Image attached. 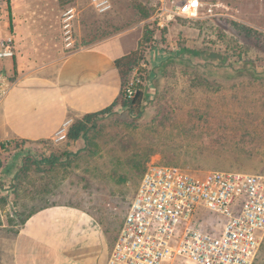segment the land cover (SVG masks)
<instances>
[{
    "label": "rangeland",
    "instance_id": "rangeland-1",
    "mask_svg": "<svg viewBox=\"0 0 264 264\" xmlns=\"http://www.w3.org/2000/svg\"><path fill=\"white\" fill-rule=\"evenodd\" d=\"M12 1L16 17L11 16V0H0V39L11 30L15 41L22 34L15 58L36 42L31 32L37 33L25 65L62 58L118 34L132 49L138 35L152 34L127 80L136 76L147 86L140 118L118 101L86 123L88 141L68 139L70 127L83 119L71 115L62 141L3 143L5 160H15L12 177L0 183V258L9 256L13 234L29 214L55 204L94 215L113 242L141 169L152 162L198 173L264 174V0H201L196 18H178L163 28L152 20L158 0H110L111 10L104 14L94 10L91 0ZM135 3L142 5L145 18ZM30 7L28 19L23 15ZM69 7L77 11L73 50L65 49L61 31ZM13 58L0 60V97L15 79V69L3 64ZM243 62L249 68L245 73L239 70ZM253 264H264V238Z\"/></svg>",
    "mask_w": 264,
    "mask_h": 264
},
{
    "label": "built area",
    "instance_id": "built-area-1",
    "mask_svg": "<svg viewBox=\"0 0 264 264\" xmlns=\"http://www.w3.org/2000/svg\"><path fill=\"white\" fill-rule=\"evenodd\" d=\"M2 6L0 2V15ZM91 6L104 14L112 4L91 0ZM200 8L201 0H158L152 20L168 27L178 18H196ZM76 16L75 7L62 14L66 50L74 49ZM14 54L13 36L0 39V60ZM138 83L136 76L127 82L128 98ZM67 123L52 139L66 138ZM263 238L264 174L198 173L152 162L139 180L106 264H253Z\"/></svg>",
    "mask_w": 264,
    "mask_h": 264
},
{
    "label": "crops",
    "instance_id": "crops-1",
    "mask_svg": "<svg viewBox=\"0 0 264 264\" xmlns=\"http://www.w3.org/2000/svg\"><path fill=\"white\" fill-rule=\"evenodd\" d=\"M10 7L11 16L16 17L12 0ZM27 9L23 16L29 19L31 7ZM36 34L31 32L36 41L33 45L21 48L13 60L3 61L7 70L14 68L16 73L0 103L2 144L11 139L27 143L50 140L71 115L96 114L114 106L122 87L115 61L136 50L141 38L138 35L135 46L129 49L121 40L123 34L113 35L62 58L46 63L37 59L40 64L25 65L26 55L38 43ZM22 39L19 34L15 46ZM3 148L0 183L12 177L15 160H5ZM111 239L94 215L71 205H49L25 218L13 234L9 256L0 258V264H106Z\"/></svg>",
    "mask_w": 264,
    "mask_h": 264
},
{
    "label": "trees",
    "instance_id": "trees-1",
    "mask_svg": "<svg viewBox=\"0 0 264 264\" xmlns=\"http://www.w3.org/2000/svg\"><path fill=\"white\" fill-rule=\"evenodd\" d=\"M59 1L65 2V3H71L73 0H59ZM134 6L136 7V9L140 12V14L144 18H145V16H147V14H144L142 5L135 3ZM150 34H152L151 31L145 30L141 35V38H140V41L138 43L136 50L132 51L131 53H129L125 56L120 57L119 59H117L115 61L116 68L118 69L121 80H122V87H121L120 96H119L118 100L116 101V103L118 101H121V106L125 110H127V112L136 119L140 118L142 116L143 111H144V103L148 100L149 96H148V92H147V86L140 81V83H138L136 85L135 91L130 98H128L126 96V88L125 87L127 85V80H128V76L130 74V71L132 70V68L135 65H137V63L140 60V57H141L140 51H141L142 44L145 43L149 39ZM237 55H238V57H240L241 53H239ZM223 66H225V64ZM248 69L249 68L247 67L246 62L245 63L243 62L239 68V70L242 73L247 72ZM116 103H114V105ZM112 107L107 108L106 110H103V111L96 113V114L84 115L82 121H78L70 127L69 132H68V139L69 140H76L77 138L82 136V137H84V139H86V141H88L87 135H88V131L90 129L88 126H86V123L87 122L88 123L94 122V120H97L99 116H102L106 112L110 111V109ZM0 147H3L2 143H0ZM0 168H1V163H0ZM22 172H23V170H22ZM143 172H144V169L143 170L141 169V176H142ZM18 179H19V177L16 180H14V186L17 185ZM24 221H25V219L22 221V223ZM112 244H113V242L111 243V246H112Z\"/></svg>",
    "mask_w": 264,
    "mask_h": 264
}]
</instances>
